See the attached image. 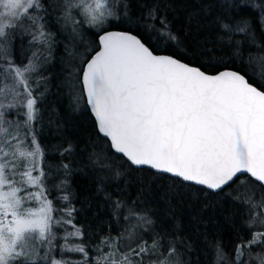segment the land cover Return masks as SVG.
Returning <instances> with one entry per match:
<instances>
[{
  "label": "snow or ice",
  "instance_id": "6c2138e0",
  "mask_svg": "<svg viewBox=\"0 0 264 264\" xmlns=\"http://www.w3.org/2000/svg\"><path fill=\"white\" fill-rule=\"evenodd\" d=\"M55 7L68 40L62 86L69 107H86L98 135L83 145L65 139L54 146L60 162L48 163L41 69L56 33L46 28L45 0H0V264H185L192 246L179 223L166 229L141 201L113 199L107 190L144 169L244 206L249 235L237 234L231 257L205 236L212 264H264V40L257 36H264V0H210L196 13L215 29L211 47L196 53L206 65L159 54L188 51L162 0L140 3L138 16L132 0H58ZM124 25L135 27L113 30ZM22 28L35 46L26 63L16 62L11 44ZM86 32L96 39L80 52ZM74 172L93 176L97 195L125 221L123 248L105 236L89 258L75 223Z\"/></svg>",
  "mask_w": 264,
  "mask_h": 264
},
{
  "label": "trees",
  "instance_id": "16d2710c",
  "mask_svg": "<svg viewBox=\"0 0 264 264\" xmlns=\"http://www.w3.org/2000/svg\"><path fill=\"white\" fill-rule=\"evenodd\" d=\"M152 2L153 0H132L133 15L138 16L144 11L138 7L140 3ZM209 2L210 0H162V3L171 4L172 10L168 12V18L173 22V29L179 33L188 51L185 54L183 51L169 47L167 51L161 50L159 54H176L186 62L206 65L207 57L196 53L211 47L214 43L215 29L210 26V17H205L202 13L197 16L196 13ZM45 6L48 12L44 17L46 28L56 33V43L53 45L54 51L49 65L41 69L48 77V91L41 110L39 131L43 143L52 150L48 156V163L55 166L61 158L54 150V146L63 143L65 139L83 145L86 141L94 140L98 133L86 107L82 105L79 111H72L69 107V96L62 86L66 75L63 63L66 59L63 41L67 33L60 30V24L57 22L59 9L58 12L51 14L49 0H45ZM128 27L135 25H124L113 30L123 31ZM137 31L140 35L144 34L141 29ZM257 36L264 40V36H261L259 31ZM95 39V36L86 32L83 37L84 49ZM11 44L16 62L26 63L35 47L31 43V36L22 28L16 31ZM87 54L91 55L92 52ZM239 70L246 71L244 68ZM9 118L22 119L18 116ZM68 179L70 188L75 194L72 203L78 210L74 214L75 223L82 226L86 233L85 239L89 241V258L98 255L94 249L105 236L114 238L117 246L123 248L128 243L120 236L125 221L113 215L111 204L102 194L97 195L95 178L89 174L74 172ZM107 190L113 199L119 197L128 201H141L152 210L158 225H163L166 229L171 228L174 223H179L182 236L192 246L190 251L184 252L185 264H212L214 253L208 249L205 236L213 243L217 239L220 240L224 251L231 257L237 234L243 232L245 238L249 235V232L243 228V221L246 218L244 206L227 196H217L207 190L195 191L179 184L173 185L170 177L155 174L148 169L132 170L126 180L120 182L119 188L109 185ZM57 195L59 193L53 191L49 198L55 201ZM259 195L260 193L257 192V196Z\"/></svg>",
  "mask_w": 264,
  "mask_h": 264
},
{
  "label": "rangeland",
  "instance_id": "374dc122",
  "mask_svg": "<svg viewBox=\"0 0 264 264\" xmlns=\"http://www.w3.org/2000/svg\"><path fill=\"white\" fill-rule=\"evenodd\" d=\"M50 1V9H49V12L51 13V14H54V13H56V12H58V9L55 7V5H56V1L55 0H49ZM21 30V29H20ZM20 30H18V31H20ZM63 43H64V45L66 44V43H68V40H67V34L64 36V41H63ZM83 44H84V40L79 44V51H85V49H84V46H83ZM53 49H52V53H53ZM91 52H89V54H90ZM49 65V63L48 64H46L44 67H46V66H48Z\"/></svg>",
  "mask_w": 264,
  "mask_h": 264
},
{
  "label": "water",
  "instance_id": "95a60500",
  "mask_svg": "<svg viewBox=\"0 0 264 264\" xmlns=\"http://www.w3.org/2000/svg\"><path fill=\"white\" fill-rule=\"evenodd\" d=\"M90 115L92 116V118H93V120H94V122H95L94 116L91 114V112H90ZM148 170H150V169H148ZM151 171H152V170H151ZM163 175H166V176H167V174H163ZM255 183L259 184V182H255ZM204 190H206V189H204ZM207 191L211 192L210 190H207ZM212 193H213V192H212Z\"/></svg>",
  "mask_w": 264,
  "mask_h": 264
}]
</instances>
